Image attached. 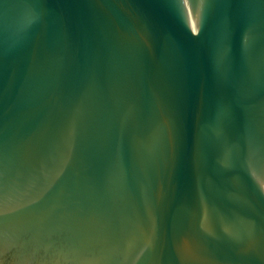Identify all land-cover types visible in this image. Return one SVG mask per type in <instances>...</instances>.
<instances>
[{
	"label": "water",
	"instance_id": "95a60500",
	"mask_svg": "<svg viewBox=\"0 0 264 264\" xmlns=\"http://www.w3.org/2000/svg\"><path fill=\"white\" fill-rule=\"evenodd\" d=\"M0 264H264V0H0Z\"/></svg>",
	"mask_w": 264,
	"mask_h": 264
}]
</instances>
